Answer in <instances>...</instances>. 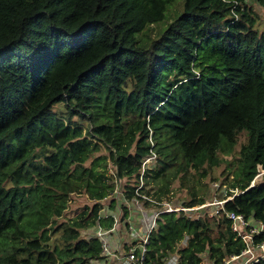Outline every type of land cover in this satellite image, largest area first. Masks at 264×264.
<instances>
[{
	"label": "trees",
	"instance_id": "1",
	"mask_svg": "<svg viewBox=\"0 0 264 264\" xmlns=\"http://www.w3.org/2000/svg\"><path fill=\"white\" fill-rule=\"evenodd\" d=\"M176 1L0 0V264L100 260L99 242L81 231L112 225L98 214L112 181L124 179L131 200L152 154L141 193L169 200L178 181L182 207L193 208L206 200L196 183L226 163V191L212 198L231 199L212 217L161 214L147 261L220 263L244 247L227 214L264 222V180L250 186L264 170V28L245 0ZM146 27L156 36L140 45ZM59 103L65 111L52 110ZM95 107L107 122H94ZM241 136L235 160L222 157ZM101 148L108 153L93 156ZM74 193L91 208L58 223Z\"/></svg>",
	"mask_w": 264,
	"mask_h": 264
},
{
	"label": "built area",
	"instance_id": "2",
	"mask_svg": "<svg viewBox=\"0 0 264 264\" xmlns=\"http://www.w3.org/2000/svg\"><path fill=\"white\" fill-rule=\"evenodd\" d=\"M154 156L152 154V156L142 162L138 183L135 186V195L131 200L126 201L123 192L117 189V185L123 182L112 181L115 187L108 198L115 199L114 212L107 211V213L102 210L98 214L103 219L112 217L113 223L109 228H104L97 222L92 227V237L87 239L94 238L100 245L101 259L92 260L93 263L105 261L107 264H156L154 261L146 260L147 244L149 236L156 228V221L161 214L180 211L191 213L204 209L208 210V216L212 217L214 214L219 213L226 200L231 199V197L226 199L212 198L210 201L193 208H184L182 205L179 207L170 203L169 200L157 201L151 196L141 193L140 190L144 185L145 168L154 160ZM110 175H114V171ZM253 185L252 181L250 186ZM139 200L143 202V205L147 203L146 206H148L147 210L149 211L142 210L141 206L136 204ZM123 204L126 206V214L122 208ZM227 216L231 220V230L244 243L243 249L237 255H228L223 258L220 263L202 260L199 264H258L264 262V239H257L261 236L264 237V222L255 219L253 216L245 217L241 214L229 213ZM162 264H178L177 255L173 254L166 257Z\"/></svg>",
	"mask_w": 264,
	"mask_h": 264
},
{
	"label": "rangeland",
	"instance_id": "3",
	"mask_svg": "<svg viewBox=\"0 0 264 264\" xmlns=\"http://www.w3.org/2000/svg\"><path fill=\"white\" fill-rule=\"evenodd\" d=\"M176 2H182L181 0H177ZM245 3L251 7L255 13H257V15L259 16V24H258V28L262 29L264 28V10L261 9L259 7V5L254 1V0H245ZM169 7V6H168ZM179 7H172L171 9L168 8L169 10H172L169 12V10L167 9V11L165 12V16L163 18L162 21L152 25L154 27H152V31L156 32L158 31H162L165 29V27L168 25V23L176 16V14H174V12L178 11ZM173 14H170V13ZM150 28L151 27H146L145 29H143L141 32L136 34V38L139 42L140 45H145L147 44V42H149L151 39H153L156 34H151L150 33ZM53 111L55 112H59V111H65L63 108L62 103L56 104L53 109ZM93 115H94V122L99 124V123H104L108 121V118L104 116L103 112L100 110L99 107H95L93 109ZM73 120L78 121V119L76 117L73 118ZM244 136H241L234 148V156H230V154L228 152H225L222 154V157L226 158L227 160H235V158L237 157V153L239 151L240 145L242 142H244ZM107 150H105L104 148H101V150L99 152H96L93 156H98V155H105L107 154ZM91 159L87 160L85 162V166L89 167L91 164ZM149 163V162H148ZM234 163V162H233ZM155 163H152L150 167H154ZM226 167V163H221L220 166H218L217 168L212 169L206 177H203L199 180L198 183H196V187L199 189V194L200 195H204L205 196V202L210 201L212 199V195H221V193L217 190L220 189L222 191V193H225V189L226 184L224 182V178L225 176L222 175L221 173L223 172L224 168ZM110 173H113V170L110 169ZM213 178H216L217 180L214 181L212 180ZM264 180V170H259L258 174L254 177L253 182L257 183L260 181ZM122 182L124 183L125 180L123 179ZM121 185H117V189H119V187H123L124 184ZM133 186H136L135 184H131ZM212 185L214 189H212ZM179 182L178 181H174L171 186H170V190L171 192L167 195V199H169L170 203L176 205V206H181L182 203L185 201V199H187L188 197V193L186 192L187 190L185 188H180L179 187ZM227 186H229L227 184ZM146 189H148L150 192H153L157 189V185L155 184H148V186L146 187ZM110 195V194H109ZM111 198H107L105 201H102V205H103V212H109V211H113L114 212V208L111 209L109 208V202H110ZM92 201H90L87 196L84 193H74L71 194L70 196V200L68 202L67 205V209L64 213V215L58 219V223H62L67 221V219H72L74 217H76L77 215H79L84 209L85 207L91 208L92 206ZM137 205L139 204L143 209L147 210L148 206H146V204L143 205V202H141L140 200L136 203ZM149 211V210H147ZM101 212V213H103ZM107 212V213H108ZM112 213V212H110ZM92 226L86 229H83L81 231V236L85 239H88L90 237H92ZM90 264H107L105 261H101L100 263H93L90 262Z\"/></svg>",
	"mask_w": 264,
	"mask_h": 264
}]
</instances>
